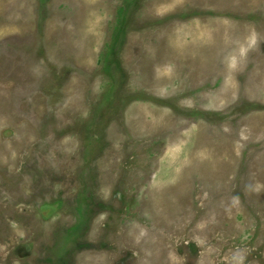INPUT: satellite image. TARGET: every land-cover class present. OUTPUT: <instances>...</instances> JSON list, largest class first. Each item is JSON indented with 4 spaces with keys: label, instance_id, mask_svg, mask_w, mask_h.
Masks as SVG:
<instances>
[{
    "label": "rangeland",
    "instance_id": "obj_1",
    "mask_svg": "<svg viewBox=\"0 0 264 264\" xmlns=\"http://www.w3.org/2000/svg\"><path fill=\"white\" fill-rule=\"evenodd\" d=\"M0 264H264V0H0Z\"/></svg>",
    "mask_w": 264,
    "mask_h": 264
}]
</instances>
